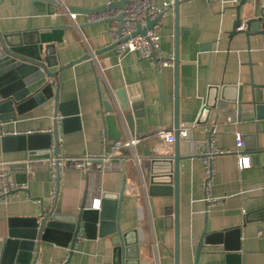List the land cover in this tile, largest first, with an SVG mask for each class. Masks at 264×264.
Returning <instances> with one entry per match:
<instances>
[{
  "label": "crops",
  "instance_id": "obj_1",
  "mask_svg": "<svg viewBox=\"0 0 264 264\" xmlns=\"http://www.w3.org/2000/svg\"><path fill=\"white\" fill-rule=\"evenodd\" d=\"M107 1L61 0L58 13L53 15L35 13L30 0H6L0 6L1 32H29L55 24L70 26L63 42L56 45L60 64L68 66L90 57L68 66L55 78L54 91L58 90L60 101H74L80 118L79 123H69L67 133L59 129L62 156L85 158L88 154H102L104 137L107 145L128 138L139 140L134 148H123L115 155L111 169L100 176H88L84 169L63 168L57 197L50 172L53 151L50 159L40 151L34 157L26 151L4 153L0 143V173H9V165L27 166L24 172L9 173L16 183L25 176L26 183H22L25 188L9 204L0 205V254L10 219L34 218L42 209L50 211L54 207L62 216L78 213L89 177L88 188H94L97 198L118 200L121 187H125L121 230H137L140 264H175L174 227L167 215L174 210V198L149 197L137 167L143 158L174 155V144L165 147L158 131H175L177 92L179 126L189 129L192 137L188 142L181 137L182 150L190 158L182 160L179 167V264H195L204 231L212 241L203 244L199 264H264V115L256 118L252 106L244 105L239 116L237 102H220L226 107L213 109L205 124L195 125L210 87H220L219 94L225 89L224 96L230 99L241 92L245 103L251 99L254 86H264V27L252 32L239 30L236 25L238 20L243 23L253 17L264 18V0H243L239 4L231 0L181 2L178 22L182 31L177 45L175 9L167 11L158 24L160 45L164 56L178 50L179 65L177 72L175 67L162 69L159 77L151 61H140L136 53L118 58L110 49L111 31L118 23L91 24L87 13L67 9H96ZM155 2L162 6L166 0ZM71 13L77 15L75 20ZM97 80L105 87L112 107L120 106L116 94L121 91L129 101L142 104L143 115L134 118L133 132L126 122L106 121L110 114L106 113L107 103L101 98ZM42 82L34 85L32 91ZM17 120L8 125L5 133L49 132L60 119L54 117L52 104H47L34 106ZM237 133L243 136L242 148L237 147ZM116 134L119 139H114ZM211 147L226 154L213 157L214 173L206 184L203 156ZM239 154L249 157V168L238 167ZM217 233L227 234L219 237ZM115 242L109 237L81 239L71 264H115ZM68 253L57 244L41 242L37 264H64Z\"/></svg>",
  "mask_w": 264,
  "mask_h": 264
},
{
  "label": "water",
  "instance_id": "obj_2",
  "mask_svg": "<svg viewBox=\"0 0 264 264\" xmlns=\"http://www.w3.org/2000/svg\"><path fill=\"white\" fill-rule=\"evenodd\" d=\"M6 0H0V6ZM187 0H175L172 9H175V42L177 45L179 33L182 31L179 27V4ZM213 2L230 1V0H211ZM128 0H108V4L101 8L88 9L67 6V9L73 13H95L102 12L106 9H122ZM61 6V0H30V8L39 15L57 14ZM239 10L240 8L237 7ZM164 14L155 20L147 21V25L143 29L138 30V34L144 35L147 30L161 21ZM117 21L119 24L123 22V16L120 15L115 20H107L104 22ZM237 29L244 26L243 30L258 32L261 26L264 27V18L253 17L246 19L243 23L238 20ZM70 26L55 24L47 28L32 29L29 32L4 33L0 31V143L2 152H19L26 151L31 157L35 156V152L45 153V158L50 159V151H53L55 158L63 161L65 169H84L83 158L64 157L59 152L60 136L59 129L62 133H67L69 123L76 121L79 123L78 109L75 102H61L58 90L54 91L56 85L55 78L68 66L89 59L70 62L68 66H63L59 62L56 45L63 42V35ZM120 29V28H119ZM178 47V46H177ZM110 49H114L111 46ZM175 68L178 69V50L175 52ZM159 77V71L156 68ZM41 86L32 91V87L43 81ZM99 91L102 100L107 103L106 121L113 124L114 120L126 122L130 131L133 132L134 118H140L143 113L140 111L142 104L137 101H129L123 96V91L116 94L119 99L120 106L112 107L108 102L105 87L98 80ZM217 91V92H216ZM220 87H210L204 107L200 113V120L195 125L205 124L210 117V112L216 108H225L228 101L238 103V114L242 111L243 106H252V110L256 114V118H262L264 113V86H254L249 101H242L241 92L237 98H226L225 89ZM216 93V94H215ZM175 115L177 121L175 124V143L174 155L172 157H148L143 158L138 163V169L143 180V184L147 187L149 197L170 196L174 198V210L167 215L173 221L174 239H175V264H179V248H180V204H179V174L180 163L182 160L190 158L182 150L181 135L179 133L180 126L178 120V103L179 98L175 93ZM52 104L53 114L55 118L60 120L55 123L52 131L34 132V134H17L9 135L6 132L8 125L16 123L18 117L25 114L34 106H44ZM132 112V113H131ZM79 129V125H78ZM184 138L186 142L191 141V131L187 132ZM212 135V132L209 133ZM119 135H115L114 139H119ZM48 152V153H47ZM133 160V159H132ZM59 166V162H58ZM27 166L22 164L9 165L8 171L15 174L18 170L23 172ZM17 180V184L26 183L25 176ZM88 181L86 191L83 196L81 208L78 213L62 216L55 212V207L50 211L41 210L40 215L34 218H22L19 220L10 219V230L8 236L4 240V247L0 254V264H37L39 256V247L41 242L57 244L69 251L68 257L64 264H71L72 257L76 247L81 239H116L114 243L115 264H140V240L138 239L137 230L125 231L121 230V211L123 194L125 187H121L118 200L100 201V209L93 207L94 202L90 201L88 205ZM125 184V180L123 185ZM60 176L56 181V197L59 194ZM219 237L227 233H217ZM226 236V235H225ZM200 245L196 253L195 264H199L200 252L204 243L208 244L212 241L208 232L204 231ZM237 251V250H236ZM233 256V255H232Z\"/></svg>",
  "mask_w": 264,
  "mask_h": 264
},
{
  "label": "built area",
  "instance_id": "obj_3",
  "mask_svg": "<svg viewBox=\"0 0 264 264\" xmlns=\"http://www.w3.org/2000/svg\"><path fill=\"white\" fill-rule=\"evenodd\" d=\"M243 0H231L233 4H239ZM175 0H166L162 6H158L155 0H128L122 9H106L102 12L87 13V22L91 24L102 23L107 20H115L120 15L123 16L122 24L117 21V27L112 28L111 31V46H114V50L118 58H121L127 53H136L140 61H151L155 65V69L161 71L164 68H174L176 65L175 54L164 56L161 49V34L157 23L153 28L147 30L144 35H136L139 29H143L147 25V21H153L162 14L171 10ZM108 4V1L107 3ZM264 7V3L262 4ZM70 17L75 20L77 15L71 13ZM120 28V29H119ZM244 26L239 27V30H243ZM95 59L93 55L92 60ZM189 129H180L179 133L184 139L187 136ZM159 137L163 140L165 147L170 148L175 143V134L172 131L161 129L158 131ZM139 142L138 139L128 138L123 141H114L110 145H107L106 137L103 139L104 150L102 154H88L84 160V171L88 176L93 177L105 174L106 171L112 167V159L123 148L132 149ZM236 144L238 148L243 147V136L241 133L236 134ZM217 154H226V151L216 150L213 147L204 154V168L206 175V184L209 178L212 177L214 171L212 167L213 157ZM59 162V166H58ZM238 167L241 170H245L250 167V160L248 156L239 154ZM63 170V161L53 158L51 162V180L52 189L56 193V181L61 176ZM0 205H7L11 202L12 198L18 194L21 189L25 188L23 184H17L10 179V175L7 172L0 173ZM89 202L93 201V207L100 209L101 196L95 197L94 188L89 187L88 194Z\"/></svg>",
  "mask_w": 264,
  "mask_h": 264
}]
</instances>
